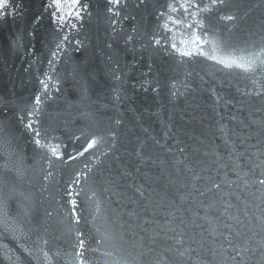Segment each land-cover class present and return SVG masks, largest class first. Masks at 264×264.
<instances>
[{
  "label": "water",
  "instance_id": "1",
  "mask_svg": "<svg viewBox=\"0 0 264 264\" xmlns=\"http://www.w3.org/2000/svg\"><path fill=\"white\" fill-rule=\"evenodd\" d=\"M183 2L0 0V264H264V0Z\"/></svg>",
  "mask_w": 264,
  "mask_h": 264
},
{
  "label": "snow or ice",
  "instance_id": "2",
  "mask_svg": "<svg viewBox=\"0 0 264 264\" xmlns=\"http://www.w3.org/2000/svg\"><path fill=\"white\" fill-rule=\"evenodd\" d=\"M53 2L56 4L57 10H59L62 6L63 7H67L70 10L74 7H76L78 5V0H65V3L62 5L59 0H53ZM216 0H213V3H215ZM112 3L115 5L119 4V0H112ZM0 7H3V5H0ZM167 7L172 11V12H178V11H183L185 18L188 17L189 15L192 16L193 18L197 15V12L192 11L193 9H199L200 6L199 4L196 2V0H184L183 3H177V4H168ZM109 11H112L111 8H109ZM69 15H71V11H69L68 13ZM161 15H163V13H161ZM229 19H231V17H229ZM169 20H171L174 24H183L184 21L180 20V19H174L173 17H169ZM202 28L203 25L201 22L193 19L191 23H188L187 25H185V27L187 28H193V26ZM165 29L167 31H171V29L167 28V25H164ZM200 41V37L196 36L195 40H193L192 42L194 44H197V47H199L198 42ZM157 44L160 43V41H156ZM171 47L173 49H176L177 45L176 43H172ZM193 53L192 52H183L181 53V55H185V56H191ZM200 55H203V51H201L199 53ZM209 59H215V57H209ZM217 63H223L225 67H240L243 68L245 71H249L251 70V65H249L248 67H245L243 64H239L237 63L235 60H232L230 63L229 62H225V61H217ZM37 103L40 102L39 97L36 98ZM38 134V133H37ZM37 144H39V141H36ZM88 147H92V144H89ZM53 151L55 152V149H53ZM261 183H264V180L260 181ZM83 245V241H81V246Z\"/></svg>",
  "mask_w": 264,
  "mask_h": 264
}]
</instances>
